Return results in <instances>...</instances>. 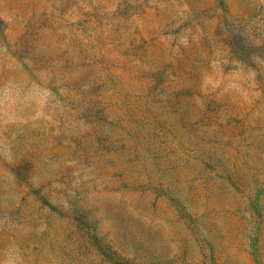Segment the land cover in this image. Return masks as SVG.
Instances as JSON below:
<instances>
[{
	"label": "rangeland",
	"instance_id": "obj_1",
	"mask_svg": "<svg viewBox=\"0 0 264 264\" xmlns=\"http://www.w3.org/2000/svg\"><path fill=\"white\" fill-rule=\"evenodd\" d=\"M0 264H264V0H0Z\"/></svg>",
	"mask_w": 264,
	"mask_h": 264
}]
</instances>
